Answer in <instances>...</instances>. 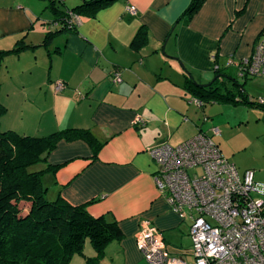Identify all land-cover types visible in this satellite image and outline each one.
Masks as SVG:
<instances>
[{"label": "crops", "instance_id": "crops-1", "mask_svg": "<svg viewBox=\"0 0 264 264\" xmlns=\"http://www.w3.org/2000/svg\"><path fill=\"white\" fill-rule=\"evenodd\" d=\"M50 1L54 6L0 0V103L6 109L0 127L36 138L67 129L90 134L94 145L89 138L59 141L47 164L58 166L50 175L53 200L60 196L117 222L122 238L105 248L98 264H148L137 245L146 226L158 230L172 257L191 262L192 221L160 194L149 151L206 133L232 163L219 124L226 125L225 111L237 104L202 101L188 81L204 87L231 69L238 73L264 30V0H205L190 20L184 14L192 0H115L82 9L76 29L56 35L51 23L91 0H69L71 7L67 0ZM48 34L53 37L46 41ZM116 71L119 84L112 80ZM242 97V104L254 105L253 97ZM96 257L86 246L77 263Z\"/></svg>", "mask_w": 264, "mask_h": 264}, {"label": "built area", "instance_id": "built-area-1", "mask_svg": "<svg viewBox=\"0 0 264 264\" xmlns=\"http://www.w3.org/2000/svg\"><path fill=\"white\" fill-rule=\"evenodd\" d=\"M128 11L135 14L136 9ZM70 14L69 24L77 26L78 17ZM238 67L240 78L264 79V30L253 54ZM112 80L121 83L120 73L114 72ZM251 102L264 107V95ZM149 155L157 166L154 180L160 194L181 219L192 221L193 260L172 257L158 230L146 226L137 245L148 264H264V185L255 181L254 171L240 173L206 133L176 147L160 144Z\"/></svg>", "mask_w": 264, "mask_h": 264}, {"label": "trees", "instance_id": "trees-1", "mask_svg": "<svg viewBox=\"0 0 264 264\" xmlns=\"http://www.w3.org/2000/svg\"><path fill=\"white\" fill-rule=\"evenodd\" d=\"M112 1L115 0H91L66 11L59 20L51 23L55 35L59 31L76 29L75 24H69L70 13L76 15L82 9L95 10ZM204 1L192 0L184 18L190 20ZM49 2L54 6L52 1ZM52 37L48 34L46 41ZM219 77L216 76L207 88L194 87L188 81L189 89L202 101L246 102L245 98L236 99L232 92L223 94L221 88L214 87ZM5 113L6 109L0 103V118ZM78 138H89L90 144L95 143L88 132L78 129L36 138L4 131L0 127V264H69L75 255H83L87 240L99 260L111 242L122 238L116 221L108 220L106 216L93 217L86 206L73 207L60 196L54 200L48 198L49 189L43 178L55 173L58 166L47 164L39 171L31 170L35 165L47 163L48 155L59 141Z\"/></svg>", "mask_w": 264, "mask_h": 264}, {"label": "rangeland", "instance_id": "rangeland-1", "mask_svg": "<svg viewBox=\"0 0 264 264\" xmlns=\"http://www.w3.org/2000/svg\"><path fill=\"white\" fill-rule=\"evenodd\" d=\"M67 1V5L71 7V1ZM57 4L60 5L61 2ZM61 7L64 9L63 6ZM221 75L222 76L216 81L214 87L221 88L220 91L223 94L232 92L236 99H242L243 97L238 91L240 87H243L245 91L244 95H246V97H253L254 101L264 95V80L262 79H242L233 69ZM234 82H237L240 87H236ZM223 122L226 125L219 124V129H223L222 133L223 131L225 132V139L229 143L226 151L229 153L231 162L234 163L239 172H243L246 169L252 170L264 178V109L255 104L246 105L238 103L235 106L231 104V107L225 111ZM221 138L222 135H219L216 140L220 141ZM46 165L47 163H41L31 167V170L39 171ZM194 172H199V170ZM189 173L193 175V172ZM50 175L51 174L45 176L43 181L45 187L49 189L48 198L53 200ZM259 181L264 185V179ZM86 246L91 248V244L88 240L84 245L83 252L86 250ZM80 256L82 255H75L69 264H78L77 261L80 260ZM97 260L96 258L86 259L85 264H98Z\"/></svg>", "mask_w": 264, "mask_h": 264}, {"label": "water", "instance_id": "water-1", "mask_svg": "<svg viewBox=\"0 0 264 264\" xmlns=\"http://www.w3.org/2000/svg\"><path fill=\"white\" fill-rule=\"evenodd\" d=\"M195 85H197V84H195ZM208 86H210V85H205L204 87H208Z\"/></svg>", "mask_w": 264, "mask_h": 264}, {"label": "bare ground", "instance_id": "bare-ground-1", "mask_svg": "<svg viewBox=\"0 0 264 264\" xmlns=\"http://www.w3.org/2000/svg\"><path fill=\"white\" fill-rule=\"evenodd\" d=\"M250 98V97H249ZM252 98V97H251Z\"/></svg>", "mask_w": 264, "mask_h": 264}]
</instances>
